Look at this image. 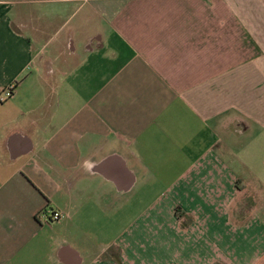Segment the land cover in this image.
Returning <instances> with one entry per match:
<instances>
[{
    "label": "crops",
    "instance_id": "crops-1",
    "mask_svg": "<svg viewBox=\"0 0 264 264\" xmlns=\"http://www.w3.org/2000/svg\"><path fill=\"white\" fill-rule=\"evenodd\" d=\"M9 86L0 264H264V0H0Z\"/></svg>",
    "mask_w": 264,
    "mask_h": 264
},
{
    "label": "built area",
    "instance_id": "built-area-1",
    "mask_svg": "<svg viewBox=\"0 0 264 264\" xmlns=\"http://www.w3.org/2000/svg\"><path fill=\"white\" fill-rule=\"evenodd\" d=\"M13 88H14L13 86H9L0 90V102H5L13 96L14 94ZM51 218L52 220L59 221L62 218V213L58 211L57 212L53 211L51 214Z\"/></svg>",
    "mask_w": 264,
    "mask_h": 264
}]
</instances>
